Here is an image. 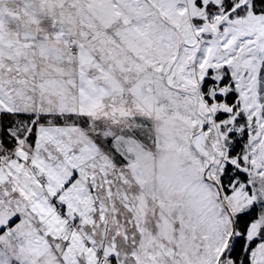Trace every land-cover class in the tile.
Masks as SVG:
<instances>
[{
	"label": "snow or ice",
	"instance_id": "obj_1",
	"mask_svg": "<svg viewBox=\"0 0 264 264\" xmlns=\"http://www.w3.org/2000/svg\"><path fill=\"white\" fill-rule=\"evenodd\" d=\"M0 264H264V0H0Z\"/></svg>",
	"mask_w": 264,
	"mask_h": 264
}]
</instances>
